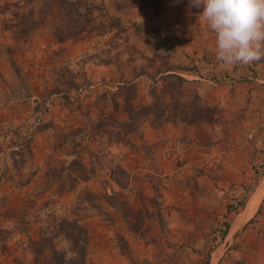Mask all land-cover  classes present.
Returning a JSON list of instances; mask_svg holds the SVG:
<instances>
[{"label":"rangeland","instance_id":"1","mask_svg":"<svg viewBox=\"0 0 264 264\" xmlns=\"http://www.w3.org/2000/svg\"><path fill=\"white\" fill-rule=\"evenodd\" d=\"M15 1L0 0V264H34L31 242L73 218L85 189L96 197L94 204L85 200L81 213L87 264H264V192L233 231L264 181V64L223 67L212 51L214 33L199 19L203 9L190 8L189 0H158L159 10L147 11L141 0H90L98 22L114 19L120 27L66 43L52 37L51 18L27 43L15 41L4 14ZM160 43L169 50L156 52ZM170 64L204 105L217 108L215 121L148 125L127 143L109 145L102 135L114 131L108 121L126 117L119 87L134 85L133 105H147L152 79ZM72 78L73 88L65 83ZM102 117L108 128L93 131ZM76 131L75 139L57 147L58 138ZM76 144L87 165L103 158L106 167L69 190L70 183L62 188L47 172L70 162ZM26 145L34 154L27 164L21 153ZM116 165L130 175L122 191L131 206L155 213L148 231L130 232L123 214L102 199L121 191L109 176ZM225 223L230 229L223 239ZM53 244L67 259L74 257L66 237Z\"/></svg>","mask_w":264,"mask_h":264},{"label":"trees","instance_id":"2","mask_svg":"<svg viewBox=\"0 0 264 264\" xmlns=\"http://www.w3.org/2000/svg\"><path fill=\"white\" fill-rule=\"evenodd\" d=\"M116 8H120L119 5ZM140 8L143 11H147L148 8L159 10L160 5L158 0H141ZM95 9V5L90 0H19L7 4L5 7L4 14L10 15V18L5 21V29L12 33L15 41L27 43L39 29L48 24L51 18L50 32L52 37L57 43H66L70 40L91 35L93 32H98L100 36H104V32H110V29L120 27L119 21H115L114 19H110L109 23L98 22ZM114 22H117L116 27L114 26ZM164 50H169V47L164 43H160L155 51L159 52ZM260 63L264 64V60H261ZM178 70L175 65L170 64L160 72L161 76L159 78H153L148 93L150 102L139 108L133 105L136 99L135 86L125 83L119 87L117 97L123 101L121 108L124 109L126 117L123 120L111 117V120L108 121L112 124L114 131L111 133V131L105 130L102 132V135L107 140L109 139V145L127 143L130 136L141 134L148 125L155 129H162L169 124L190 126L215 121L218 115L217 108L204 105L199 92L188 89V81L178 74ZM17 73H20V71ZM70 74L71 76L73 75L72 73ZM65 83L70 84L71 88L76 87L73 78ZM24 86L16 88L17 92L23 91L24 89L22 88ZM70 87L69 89H71ZM55 91L56 93L62 92L60 89H56ZM114 100L115 107L118 108V103H116L118 99L116 98ZM99 122L95 128L92 125L93 131H97L102 127L104 129L108 128L106 123L107 118L102 117ZM52 128L39 127L38 132H45ZM76 132H71L66 136L58 138L57 147L66 146L68 140L75 139L79 135V132ZM79 147L80 144H76L73 147L74 149L72 148L68 153V155L73 156L70 162L63 160L58 170L50 168L47 172L52 180L56 178V180L61 181L62 188H64L63 186L66 183H70L69 190H75L78 183L92 181L98 177L97 174L100 172V167H106L100 164L103 158H97L99 161H96L94 167L87 165L81 158L83 151H80ZM101 152L102 150L97 153ZM21 153H24L26 160L28 159L26 164L34 157L30 145L24 146ZM88 153L90 157H98L97 154L94 155L93 151L88 150ZM109 176L110 180L121 191L113 189L111 194H105L102 199L112 209L118 210L123 214V218L130 232L137 234L144 230L148 231V220L153 219L155 213L146 205L141 209H136L131 206L129 198L122 191L129 187V173L122 166L116 165L110 170ZM58 192L62 193L64 189H60ZM78 198V203L72 209L73 218L65 221L63 225H58L51 233L52 236L44 237L38 242H31L34 264H87L86 248L88 238L85 235L84 239L81 240L83 233L82 227L80 226L81 220L83 219L81 213L88 208L84 205L85 200L90 203L93 202L94 204L96 197L90 189H85L79 194ZM99 198L98 196L97 200ZM243 205V203H240L235 207V212L239 210V206L243 207ZM0 207L4 208L5 205L0 204ZM229 210H232L231 207ZM229 229L230 224L225 223V230L222 233L223 239L228 236ZM59 236H64L69 239L72 253H74L73 258L67 259L66 254L57 250L53 244V240ZM81 241L84 242V247H81ZM232 264L250 263L244 259H239Z\"/></svg>","mask_w":264,"mask_h":264},{"label":"clouds","instance_id":"3","mask_svg":"<svg viewBox=\"0 0 264 264\" xmlns=\"http://www.w3.org/2000/svg\"><path fill=\"white\" fill-rule=\"evenodd\" d=\"M189 7L203 9L199 19L214 33L223 67L264 60V0H189Z\"/></svg>","mask_w":264,"mask_h":264},{"label":"bare ground","instance_id":"4","mask_svg":"<svg viewBox=\"0 0 264 264\" xmlns=\"http://www.w3.org/2000/svg\"><path fill=\"white\" fill-rule=\"evenodd\" d=\"M263 192H264V181H263V185H262V188L260 189V191H258V193L249 202V205L246 208V211L243 214L242 218L235 223L234 229H233L234 232H236L237 228H239V226H241L242 223L245 220H247V219L250 218V216L252 215V213L255 211V209L257 207V204H258V202H259V200H260L261 195L263 194Z\"/></svg>","mask_w":264,"mask_h":264},{"label":"crops","instance_id":"5","mask_svg":"<svg viewBox=\"0 0 264 264\" xmlns=\"http://www.w3.org/2000/svg\"><path fill=\"white\" fill-rule=\"evenodd\" d=\"M149 132H150V131L147 130V131H146V134L149 133ZM149 134H150V133H149Z\"/></svg>","mask_w":264,"mask_h":264},{"label":"built area","instance_id":"6","mask_svg":"<svg viewBox=\"0 0 264 264\" xmlns=\"http://www.w3.org/2000/svg\"><path fill=\"white\" fill-rule=\"evenodd\" d=\"M249 137L252 138V135H250Z\"/></svg>","mask_w":264,"mask_h":264}]
</instances>
